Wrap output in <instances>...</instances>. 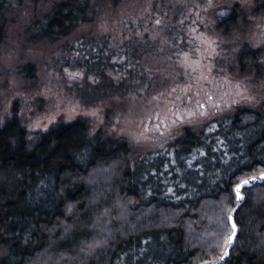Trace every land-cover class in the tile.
<instances>
[{
	"label": "trees",
	"instance_id": "1",
	"mask_svg": "<svg viewBox=\"0 0 264 264\" xmlns=\"http://www.w3.org/2000/svg\"><path fill=\"white\" fill-rule=\"evenodd\" d=\"M11 1L0 0V44ZM91 1H56L27 25V41H67L92 20ZM244 15L236 3L224 7L216 27L229 33ZM172 30L164 33L172 36ZM81 44L84 56L65 60L93 76L79 90L88 104L144 86L142 43L126 42L122 52L111 50L104 36H84ZM114 54L123 61H112ZM258 56V49L242 48L234 63L239 72L251 70ZM115 65L125 76L114 84L106 70ZM17 73L32 77L34 67ZM16 107L15 101L0 126V264H264V180L243 188L240 201L234 191L241 178L264 171V104L184 128L139 158L124 138L92 135L82 117L55 123L31 140ZM231 213L237 236L220 260Z\"/></svg>",
	"mask_w": 264,
	"mask_h": 264
},
{
	"label": "rangeland",
	"instance_id": "2",
	"mask_svg": "<svg viewBox=\"0 0 264 264\" xmlns=\"http://www.w3.org/2000/svg\"><path fill=\"white\" fill-rule=\"evenodd\" d=\"M56 1L12 0L3 11L0 126L12 116L16 101L31 140L55 123L82 117L92 135L102 131L124 138L131 156L139 158L184 128L198 129L239 106L256 110L264 104V0H126L117 5L92 0V20L67 41L28 42L27 25ZM235 3L243 8L244 18L239 27L223 33L216 27L217 11ZM167 29L174 34L164 33ZM84 36H104L110 49L119 52L126 42L142 43L146 52L139 76L144 86L88 104L79 90L93 76L65 60L84 56ZM66 44L75 48L65 49ZM246 47L258 49L259 69L239 72L234 59ZM112 59L118 64L124 58L114 54ZM27 64L34 67L32 77L17 73ZM120 70L121 65L106 70L114 84L125 76Z\"/></svg>",
	"mask_w": 264,
	"mask_h": 264
},
{
	"label": "snow or ice",
	"instance_id": "3",
	"mask_svg": "<svg viewBox=\"0 0 264 264\" xmlns=\"http://www.w3.org/2000/svg\"><path fill=\"white\" fill-rule=\"evenodd\" d=\"M258 179L264 180V171L260 173L259 176H251L248 178H241L238 183L234 186V191L236 194V200L240 201L243 198L242 189L249 185L252 181H256ZM235 211V209H233ZM229 219L232 220V231L231 233L224 239V247L222 249L223 255L219 257L220 260H224L226 256L229 255V246H231L237 236V224L235 220L229 215ZM207 264V261L204 262Z\"/></svg>",
	"mask_w": 264,
	"mask_h": 264
},
{
	"label": "water",
	"instance_id": "4",
	"mask_svg": "<svg viewBox=\"0 0 264 264\" xmlns=\"http://www.w3.org/2000/svg\"><path fill=\"white\" fill-rule=\"evenodd\" d=\"M259 175H260V174H259ZM259 175H258V176H259ZM260 181H262V180H261V179H258V180H256V181H252L249 185H251L252 183H255V182H260ZM249 185H247V186H249ZM238 204H239V203H238ZM238 204H237V205H238ZM237 205H236V206H237ZM236 206L234 207V209L236 208ZM230 215H231V217L233 218L232 213H231ZM230 223H231V226H232V220H230ZM229 247H230V246H229Z\"/></svg>",
	"mask_w": 264,
	"mask_h": 264
}]
</instances>
